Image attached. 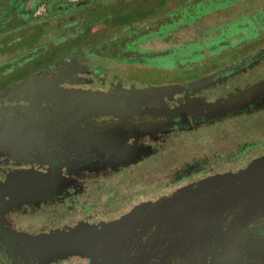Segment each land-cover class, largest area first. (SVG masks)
I'll return each instance as SVG.
<instances>
[{
    "label": "flooded vegetation",
    "instance_id": "obj_1",
    "mask_svg": "<svg viewBox=\"0 0 264 264\" xmlns=\"http://www.w3.org/2000/svg\"><path fill=\"white\" fill-rule=\"evenodd\" d=\"M200 4L209 1L0 0V121L49 116L44 87H163L139 105L37 120L42 155L0 149V264H261L264 169L249 164L264 157V40L230 24L202 43L140 46L168 41ZM118 26L123 38H98ZM201 45L232 54L201 74H168L197 65ZM116 64L162 74L135 83ZM163 199V216L121 227Z\"/></svg>",
    "mask_w": 264,
    "mask_h": 264
},
{
    "label": "water",
    "instance_id": "obj_2",
    "mask_svg": "<svg viewBox=\"0 0 264 264\" xmlns=\"http://www.w3.org/2000/svg\"><path fill=\"white\" fill-rule=\"evenodd\" d=\"M153 88H156V92L162 89V86L158 87H144V88H122L115 86L113 89L109 88L107 91H102L99 89H82V88H70V89H57L56 87L46 88L44 87L42 94L45 95L43 101L45 104L50 103V106H46L50 110L49 116L35 115L32 116L30 120L25 122L11 120L5 118L0 121V149L7 150L9 152H28L33 156L42 155L40 152H46V149H42L37 143L35 137L41 135V126L38 124L37 120H62L68 121V119H73V106L78 109V111L83 112L81 118L86 117L87 114L92 113L98 109V107L104 106L108 107L114 105L119 107V104L126 105L134 104L135 98H140L141 101L138 105L142 103L144 97L153 95L155 92ZM119 96H123V100ZM125 96L132 101L125 100ZM143 97V98H142ZM234 97H229L227 99L218 100L212 105L221 106L232 101ZM36 119V120H34ZM36 122L35 124L33 122ZM51 127H54L50 124ZM67 134V133H66ZM249 167H255L264 169V157L253 160ZM166 206V199L160 200L153 204H140L133 208L130 212L122 217L121 227L127 225L134 229L138 224H148L152 221L156 215L163 216L162 208ZM112 229H119V227H113ZM109 229V230H112ZM15 237V236H14ZM256 249L259 257L261 258V264H264V238L258 241ZM14 256H19V251L16 247L13 248Z\"/></svg>",
    "mask_w": 264,
    "mask_h": 264
},
{
    "label": "rangeland",
    "instance_id": "obj_3",
    "mask_svg": "<svg viewBox=\"0 0 264 264\" xmlns=\"http://www.w3.org/2000/svg\"><path fill=\"white\" fill-rule=\"evenodd\" d=\"M208 1L209 4H200V8L197 10L200 14L196 18L187 24H179L174 30H172L168 35V41H163L161 38H151L143 42L140 46L152 48L158 52V50L164 49L167 46H170V44H173L174 48L177 49V45L182 44L183 42L201 41L210 37H215L217 34L228 28L230 24H232L231 29L234 34H238L239 31H241L242 35H246L247 32H245V26L248 24L253 30H255V32H257L255 37L264 40V34L260 27L262 23L264 24V14L260 13L264 12V0H219V3L217 4L214 3L215 0ZM211 6L214 8H210ZM133 17H139V15ZM148 24L149 22L146 20L140 21L141 26ZM77 26H80V24H77ZM118 29L119 26L106 31L101 30L98 33V38H123V31ZM119 33L121 34L120 36ZM234 36L235 35H227L225 39L230 40ZM195 50H197L195 53L201 51L203 54V56H199V58L195 59V63H198L197 65L193 67L189 66L185 69L174 68L168 74H201L222 63L232 54L230 50H227L221 54L210 57L208 56L207 47H204L203 45L197 47ZM149 68L146 66H133L130 67L127 72H124L117 64L114 65V70L118 77L121 79L128 78L135 83L160 78L162 72L158 68Z\"/></svg>",
    "mask_w": 264,
    "mask_h": 264
},
{
    "label": "trees",
    "instance_id": "obj_4",
    "mask_svg": "<svg viewBox=\"0 0 264 264\" xmlns=\"http://www.w3.org/2000/svg\"><path fill=\"white\" fill-rule=\"evenodd\" d=\"M117 16V17H116ZM115 17H116V20L114 21V22H116V23H120L121 21H123V19H122V17L120 16V15H116ZM119 17V18H118ZM100 21H103V19H101ZM83 37H85L84 35H83Z\"/></svg>",
    "mask_w": 264,
    "mask_h": 264
}]
</instances>
